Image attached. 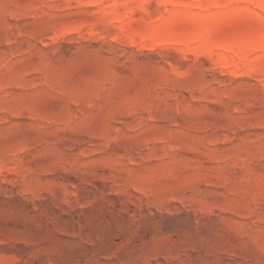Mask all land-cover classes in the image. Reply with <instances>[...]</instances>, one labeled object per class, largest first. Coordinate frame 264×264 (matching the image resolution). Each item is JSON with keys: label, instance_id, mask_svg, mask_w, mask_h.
<instances>
[{"label": "rangeland", "instance_id": "1", "mask_svg": "<svg viewBox=\"0 0 264 264\" xmlns=\"http://www.w3.org/2000/svg\"><path fill=\"white\" fill-rule=\"evenodd\" d=\"M0 264H264V0H0Z\"/></svg>", "mask_w": 264, "mask_h": 264}]
</instances>
